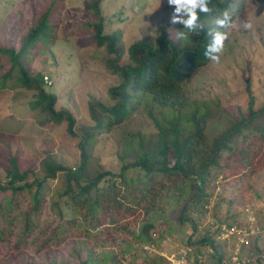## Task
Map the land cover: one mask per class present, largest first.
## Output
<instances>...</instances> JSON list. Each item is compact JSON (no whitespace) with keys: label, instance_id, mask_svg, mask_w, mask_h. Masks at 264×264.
Returning <instances> with one entry per match:
<instances>
[{"label":"trees","instance_id":"1","mask_svg":"<svg viewBox=\"0 0 264 264\" xmlns=\"http://www.w3.org/2000/svg\"><path fill=\"white\" fill-rule=\"evenodd\" d=\"M30 1V24L22 26L17 22V28L22 29L17 48L5 43L0 34V93L7 89L31 91L25 102L28 113L43 127L52 128L65 121L66 133L79 136V160L76 166H64L50 155L43 157L37 163L39 176L31 168L23 169L17 159L18 152H11V141L17 134L5 133L10 137L7 142L0 133V162L8 165L2 168L6 180L0 184V247L2 244L7 247L3 254L28 246V238L36 233L44 204L38 191L47 179L58 182L56 196L69 208L71 219L66 218L58 202H52L58 218L64 217L65 226L56 225L46 236L40 230L38 236L43 238L36 251L52 243L57 245L69 236L76 238V242L85 238L96 242L100 237L104 242L109 236L117 240L124 222L135 215L141 216L137 227L126 232L129 239L119 240L116 250L97 255L92 245L81 247L82 242L78 241V247L72 246V258L63 259L60 264H124L120 255L126 253L130 255L126 264H167L161 255L139 252L135 256L138 248L134 244L158 248L162 240L184 225L189 230L185 244L204 246L209 240L217 249L213 241L223 222L213 221L216 228H206L199 238L191 241L198 231L194 214L198 216L206 210L213 188L210 182L216 173H222L223 177L241 174L259 150L260 158L264 156V103L253 109L249 98L246 113L235 117L219 107L217 100L191 98L185 82L210 61L205 51L211 42L209 32L214 31V18L224 11H229L233 18L244 0H210L212 12L199 13L204 24L199 34L189 33L181 24L184 38L178 35L161 36L157 40L142 37L126 48L118 43V31L103 29L106 20L100 14L102 0H85L95 17L82 22L78 29H87L95 48H103L102 60L108 72L119 75L120 80L107 89L114 101L111 105L88 102V117L93 125L80 126L79 135L74 129L73 115L66 109L54 108L57 98L46 88L44 71L31 73L27 65L39 43L47 45L55 37L59 0H49L41 8ZM20 7L10 2L3 21L21 19ZM124 53L127 59L121 60ZM138 111L151 121L153 131L126 132L119 170L99 169L90 175L87 165L94 136L123 123ZM128 153L132 160L123 162ZM129 169L140 172L128 175ZM35 240L36 237L30 241ZM252 243L251 253H264V245L260 247L255 239ZM218 256L220 260L221 254ZM248 264L264 263L254 259Z\"/></svg>","mask_w":264,"mask_h":264},{"label":"rangeland","instance_id":"2","mask_svg":"<svg viewBox=\"0 0 264 264\" xmlns=\"http://www.w3.org/2000/svg\"><path fill=\"white\" fill-rule=\"evenodd\" d=\"M10 2H14L16 8L21 6L23 15L21 19L5 22L4 12ZM48 2L49 0L40 3L38 0H32V4H37V8L42 5L45 7ZM243 2V7L235 10L233 16L235 28L226 30L214 26V31L229 32L220 53L219 63L210 60L185 82L191 98L217 100L219 107H223L228 114L235 117H238L239 113H246L249 98L253 102V109L260 108L264 103V0ZM30 5V0H0V34L5 43L14 45L15 48L22 33V29L17 28V22L20 21L22 26L30 24ZM99 6L100 14L106 20L103 29L108 32L118 31V43L123 48L142 37L155 40L161 36L174 38L181 31V23H171V17L173 14L182 13H175L176 6L170 5L168 0H102ZM94 17L91 9L86 7L85 0H59L55 37L51 38L47 45L40 42L33 58L27 64L31 73L42 70L51 80V84L47 85L49 88H46L56 95L54 108L66 109L73 115L77 134L81 133L78 129L80 126L93 125V121L88 117V102L111 105L114 101L107 94V89L120 80L119 75L108 72L102 60V55H105L103 48H95L87 29H78L82 22L93 20ZM245 23H249L251 27L245 28ZM126 59L124 53L121 60ZM30 93L28 90L14 89L0 93V133L7 142L10 137L5 133L17 134L11 141V152H18L17 159L23 169L31 168L39 176L41 172L36 169L37 163L49 155L64 166H76L79 160V136L66 133L65 121L52 128L41 126L26 109L25 102ZM151 124V121L138 111L123 123L112 126L107 132L96 134L87 165L88 173L92 175L99 169L118 171L124 134L136 131L149 133L153 131ZM132 158L128 153L123 162L131 161ZM7 167L5 161L0 162V184L6 180L2 168ZM249 167L251 171L248 170ZM139 172L129 169L128 175L135 176ZM57 186L56 179H47L42 183L38 196L44 198L43 213L38 218L36 233L28 238V246L18 252L3 254L7 247L2 244L0 264H60L63 259L72 258V246L78 241L82 242L81 247L92 245L93 252L97 255L109 249L116 250L119 240L129 239L126 232L135 229L141 219L140 215L127 219L122 232L117 234V240L110 239L109 236L104 242H101L103 237L98 238L96 242L90 238L76 242V238L69 236L57 245L52 243L47 248L36 251L43 236L58 224L59 228L65 226L62 223L64 217L61 220L58 218L52 202H58L66 218L71 219L69 208L56 196ZM210 186L213 188L206 210L198 216L194 214L198 231L191 241L199 238L206 228L213 230V221L223 222L222 225H235L237 229L247 230L248 244L239 248L240 251L242 248L244 254L253 255V239L260 243V247L264 245V156L260 158L259 150L258 156L241 174L223 177L222 173H216ZM18 209L19 207L16 211ZM169 217L173 219V213H170ZM156 226L159 227L157 223ZM40 230H44L41 237L38 236ZM188 232V227L184 225L174 235L162 240L158 248L153 247L164 254L176 251L185 244L184 238ZM35 237L36 240L32 243L30 240ZM234 243L235 241L226 239L216 240L217 249L212 248L213 254L206 257L205 264H233L230 261L235 253ZM140 245L134 244L138 248V251L134 252L135 256L139 252L143 253ZM76 246L78 247V244ZM80 254L83 255V250ZM256 254L254 253V257ZM238 256L241 257V253L237 254V259ZM129 257L128 253L122 257L120 255L124 264L128 262ZM74 260H77L76 257Z\"/></svg>","mask_w":264,"mask_h":264},{"label":"built area","instance_id":"3","mask_svg":"<svg viewBox=\"0 0 264 264\" xmlns=\"http://www.w3.org/2000/svg\"><path fill=\"white\" fill-rule=\"evenodd\" d=\"M46 83V85L51 84V80L48 79L47 75H43L42 77ZM217 226H214L216 228ZM218 233L214 238L213 244H216V240H223L226 239L227 241H235V253L231 256L230 263L233 264H248L254 259H259V261H262L264 263V253L256 254L254 257V254H244L242 252V248L248 244V238H247V230L245 228L237 229L235 225H220L218 226ZM155 231L152 233V235L155 236ZM241 251H240V248ZM211 242L208 240L204 246H196L195 243L191 244H184L183 246L177 248L176 251L170 252V253H161L159 251H156V249L152 245L148 244H141L140 250L142 252L146 253H153L156 255H161L165 258L167 261V264H205L206 257H209L213 254ZM247 252V250H246ZM241 253V257L237 254Z\"/></svg>","mask_w":264,"mask_h":264},{"label":"clouds","instance_id":"4","mask_svg":"<svg viewBox=\"0 0 264 264\" xmlns=\"http://www.w3.org/2000/svg\"><path fill=\"white\" fill-rule=\"evenodd\" d=\"M170 5H175V13H182V15L173 14L171 23H181L183 28L187 29L189 33L199 34L203 30L204 24L200 22L199 13L209 14L212 9L209 7L210 0H168ZM213 23L218 29H231L236 27L232 15L229 11H224L221 15L214 18ZM245 28H250L249 23H245ZM210 31L211 42L208 44L205 56L211 61L219 63L220 53L224 48V43L229 36L228 31ZM179 38H184L185 33L179 32Z\"/></svg>","mask_w":264,"mask_h":264}]
</instances>
